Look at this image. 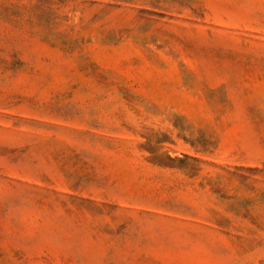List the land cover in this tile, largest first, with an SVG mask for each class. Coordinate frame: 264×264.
Masks as SVG:
<instances>
[{
	"label": "rangeland",
	"instance_id": "obj_1",
	"mask_svg": "<svg viewBox=\"0 0 264 264\" xmlns=\"http://www.w3.org/2000/svg\"><path fill=\"white\" fill-rule=\"evenodd\" d=\"M0 264H264V0H0Z\"/></svg>",
	"mask_w": 264,
	"mask_h": 264
},
{
	"label": "crops",
	"instance_id": "obj_2",
	"mask_svg": "<svg viewBox=\"0 0 264 264\" xmlns=\"http://www.w3.org/2000/svg\"><path fill=\"white\" fill-rule=\"evenodd\" d=\"M95 201H100V199L99 198H95Z\"/></svg>",
	"mask_w": 264,
	"mask_h": 264
}]
</instances>
